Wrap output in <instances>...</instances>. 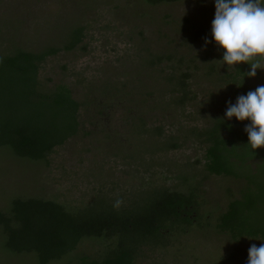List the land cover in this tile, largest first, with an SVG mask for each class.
Masks as SVG:
<instances>
[{"label": "rangeland", "instance_id": "1", "mask_svg": "<svg viewBox=\"0 0 264 264\" xmlns=\"http://www.w3.org/2000/svg\"><path fill=\"white\" fill-rule=\"evenodd\" d=\"M214 13L215 0L159 5L144 0H0V50L58 45L67 27L86 26L83 47L50 57L41 70L44 79L66 81L74 96L84 102L81 130L47 160L20 158L0 149V209L16 196L80 207L99 191L129 198L133 190L154 185L183 187L184 175L190 180L196 177L201 181L209 225L194 227L167 247L146 249L140 264H247L250 246L259 247L264 241L237 244L215 228L230 192L237 195L243 183L207 176L205 146L189 135L192 126L211 125L213 112L229 97L224 82L234 68L221 65L218 60L223 54L215 47L210 54L209 44L190 40L196 28L211 29ZM151 53L163 57L157 66L147 64L145 57ZM173 71L190 76L191 98L179 107L164 79ZM251 82L256 88L264 85V74ZM141 116L147 118V126L161 125L165 135L180 138L182 146L170 152L154 151L155 139L145 134L138 138L136 133ZM129 150L135 160L128 157ZM153 195L152 190L139 191L131 195V201L142 206ZM3 239L0 230V264H38L32 253L7 251ZM108 244L87 238L73 255L48 264L95 255Z\"/></svg>", "mask_w": 264, "mask_h": 264}, {"label": "trees", "instance_id": "2", "mask_svg": "<svg viewBox=\"0 0 264 264\" xmlns=\"http://www.w3.org/2000/svg\"><path fill=\"white\" fill-rule=\"evenodd\" d=\"M144 1L159 5L180 0ZM85 38L86 26L78 24L65 29L58 45L0 50V149L6 148L20 158L47 160L57 147L79 134L84 102L74 96L66 81L44 79L41 70L50 57L83 47ZM205 39L211 41L207 43L210 54H213L211 47L223 54L224 50L212 38L211 29L198 27L190 35L192 42L204 44ZM145 59L149 66H157L163 57L151 53ZM248 71L250 65L240 63L234 73L228 74L235 89L233 93L230 88L233 104L239 95L256 89L252 78L247 76L242 84V73ZM261 74L263 70L257 69L256 76ZM189 77L188 73L175 71L164 77L178 107L191 98ZM233 118L214 120L213 125L203 128L192 126L189 135L200 139L205 146L207 176H226L245 183L237 195L230 192L226 208L215 223L217 230L240 244L256 238L264 240V147L252 150L245 131L233 140L224 136L223 131L236 133L235 128H240ZM138 120L141 122L135 129L138 138L144 134L154 138L157 147L154 151L170 152L182 146L180 138L172 133L165 135L161 125L149 127L143 116ZM130 150L127 155L135 160ZM253 159H259L255 168L250 163ZM183 178V187L149 186L133 190L129 198L99 191L90 203L80 207L43 197H13L8 207L0 209L4 247L11 253H32L38 264H48L73 255L82 240L91 238L109 244L103 252L78 255L68 259L67 264H140L146 249L167 247L175 237L187 234L194 227L209 225L210 216L204 214L201 181L196 177L190 180L186 175ZM144 190H152L153 197L142 206L135 199L131 201L132 194ZM117 201L121 202L118 207Z\"/></svg>", "mask_w": 264, "mask_h": 264}, {"label": "clouds", "instance_id": "3", "mask_svg": "<svg viewBox=\"0 0 264 264\" xmlns=\"http://www.w3.org/2000/svg\"><path fill=\"white\" fill-rule=\"evenodd\" d=\"M211 35L224 50L222 60H218L221 65L228 68L240 63L250 65V71L242 73V84L245 76L254 78L257 69L264 70V0H215ZM210 42L205 39V44ZM225 116L229 120L233 117L237 121L249 120L244 129L248 145L252 150L264 147V85L239 95L234 104L229 101ZM120 203L117 201L116 206ZM247 264H264V243L250 246Z\"/></svg>", "mask_w": 264, "mask_h": 264}, {"label": "flooded vegetation", "instance_id": "4", "mask_svg": "<svg viewBox=\"0 0 264 264\" xmlns=\"http://www.w3.org/2000/svg\"><path fill=\"white\" fill-rule=\"evenodd\" d=\"M237 64L235 65L234 68H236ZM233 73L235 72V69L232 71ZM231 73V72H230ZM229 73L226 74V79H225V86L227 87V92L229 94V97L223 102V104L220 106V108L217 110V111H214V115L211 116V120H212V123L211 125L214 124V120H229L226 116H225V113H226V109H227V105H228V102L229 101H232V92L234 93V87H233V80H232V77L229 78L228 76ZM230 88L232 90V92L230 91ZM216 107V106H215ZM215 116V117H214ZM230 120H234V118L230 119ZM236 120V118H235ZM238 123L240 124V128L236 127L235 128V132L236 133H231L229 132L228 130H225L223 131L224 133V136L228 137L229 139L233 140V137H235L236 135L240 134L242 131H244L245 127L248 125V122L245 120L244 122H239ZM209 125V126H211ZM237 143H241L240 141H236ZM259 161V159H253L250 161V163L252 164V166L255 168L256 167V164L257 162ZM237 180V179H236ZM242 183H243V187L245 185L244 181L243 180H240Z\"/></svg>", "mask_w": 264, "mask_h": 264}]
</instances>
